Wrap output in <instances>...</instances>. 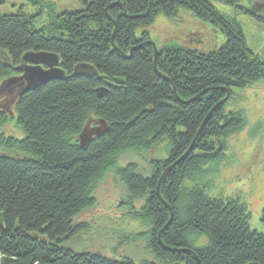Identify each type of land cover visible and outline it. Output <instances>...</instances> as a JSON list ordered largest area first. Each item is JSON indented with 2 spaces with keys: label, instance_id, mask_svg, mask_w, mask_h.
<instances>
[{
  "label": "trees",
  "instance_id": "16d2710c",
  "mask_svg": "<svg viewBox=\"0 0 264 264\" xmlns=\"http://www.w3.org/2000/svg\"><path fill=\"white\" fill-rule=\"evenodd\" d=\"M214 2L260 10L240 0H83L37 29L35 15L0 14V94L23 76L24 58L57 60L50 78L13 105L25 137L0 135V264H135L62 244L83 227L74 219L95 205V187L109 171L130 201L143 199L128 213L148 225V247L164 264H264V233L250 229L247 206L205 189L207 167L224 158V139L245 125L240 112L225 111L227 100L234 89L264 81V58ZM180 9L220 28L225 42L202 52L163 47L154 59L144 43L147 28ZM3 99L0 124L13 116ZM90 118L109 129L82 146L78 137ZM165 138L169 156L152 161L150 174L118 164L125 153L148 152Z\"/></svg>",
  "mask_w": 264,
  "mask_h": 264
},
{
  "label": "rangeland",
  "instance_id": "374dc122",
  "mask_svg": "<svg viewBox=\"0 0 264 264\" xmlns=\"http://www.w3.org/2000/svg\"><path fill=\"white\" fill-rule=\"evenodd\" d=\"M83 0H0V14L21 11L35 15V29L43 27L51 14L65 10L79 9ZM214 6L234 18L244 29L247 47L264 58V0H240L241 7H252L256 12L232 8L228 3L214 2ZM141 30H137L139 36ZM149 40L156 47V53L163 47H183L199 52L216 50L225 42L220 28L209 22H202L186 9H180L176 17L167 19L158 15L147 28ZM2 83V81H0ZM3 85V84H2ZM0 86V89L2 88ZM6 95V94H5ZM5 99L0 94V99ZM5 100L8 109L13 108L15 98ZM3 101V100H1ZM225 111L240 112L245 125L242 130L224 139V158L207 167L208 181L205 189L214 198H237L250 212L249 227L264 233L260 222L264 208V81H258L245 89H234L232 100L226 102ZM97 125L90 118L88 127ZM0 135L22 140L25 134L16 126V114L5 124H0ZM170 143L165 138L148 152H128L119 158L118 164L125 166L135 163L137 169L148 175L154 160L167 158ZM210 181V182H209ZM211 184L207 185V184ZM95 205L84 210L75 219V225H83L74 236L62 241L68 249L76 253H93L114 260L129 259L135 264H164L148 247V225L132 217L130 204L139 209L143 199H133L124 185L112 171L106 173L93 192ZM205 243L203 236L197 238L196 245ZM173 264V263H171Z\"/></svg>",
  "mask_w": 264,
  "mask_h": 264
},
{
  "label": "water",
  "instance_id": "95a60500",
  "mask_svg": "<svg viewBox=\"0 0 264 264\" xmlns=\"http://www.w3.org/2000/svg\"><path fill=\"white\" fill-rule=\"evenodd\" d=\"M144 43L150 44L152 46L153 58L155 59L157 53L154 43L151 41H146ZM30 57L31 59L24 58V61L30 60V62L33 63L34 65L23 66L22 67L23 76L21 78H14L9 80V82L8 81L6 82L7 85L8 83L13 84V87L18 85L20 87L19 94H22L24 91H27L32 85L41 83L43 81H47L50 78V76L54 73V69H52L51 67L53 65H57V60L52 54L42 53V54L31 55ZM41 63H48L50 69L47 70L42 69L39 66V64ZM22 78L24 79L23 81H25V83L23 82L22 84L19 85L16 82H14V81L22 80ZM228 96L229 95L227 94L220 103H224L228 99ZM108 129L109 128L106 126L103 120H100L98 122V125L94 128L85 127L79 135V144L82 146L86 145L93 136H100L101 134L107 132ZM165 173L166 172H163L161 174L158 185L160 184V181L162 177H164Z\"/></svg>",
  "mask_w": 264,
  "mask_h": 264
}]
</instances>
